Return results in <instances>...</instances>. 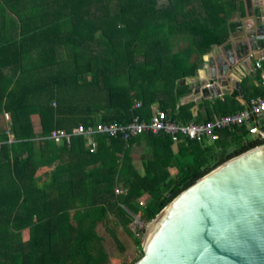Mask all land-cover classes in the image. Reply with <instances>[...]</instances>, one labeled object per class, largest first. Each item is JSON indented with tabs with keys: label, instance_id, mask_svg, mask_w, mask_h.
Wrapping results in <instances>:
<instances>
[{
	"label": "trees",
	"instance_id": "1",
	"mask_svg": "<svg viewBox=\"0 0 264 264\" xmlns=\"http://www.w3.org/2000/svg\"><path fill=\"white\" fill-rule=\"evenodd\" d=\"M242 10L240 0H0V264H108L100 226L125 251L113 218L142 250L135 216L150 222L200 178L264 144L245 126L176 148L164 133L97 135L94 153L82 136L49 139L80 125L148 123L157 101L171 121L216 118L181 104L191 94L181 81L227 42ZM227 105L201 107L220 109L217 117L247 107ZM142 140L140 172L132 146Z\"/></svg>",
	"mask_w": 264,
	"mask_h": 264
},
{
	"label": "water",
	"instance_id": "2",
	"mask_svg": "<svg viewBox=\"0 0 264 264\" xmlns=\"http://www.w3.org/2000/svg\"><path fill=\"white\" fill-rule=\"evenodd\" d=\"M219 47L213 45L206 61ZM243 51L247 65L264 58V21ZM233 63L229 58L212 65L209 88L225 81ZM236 87L242 91L240 82ZM190 88L187 101L197 98L203 83ZM145 229L143 256L135 264H264V144L200 178Z\"/></svg>",
	"mask_w": 264,
	"mask_h": 264
},
{
	"label": "crops",
	"instance_id": "3",
	"mask_svg": "<svg viewBox=\"0 0 264 264\" xmlns=\"http://www.w3.org/2000/svg\"><path fill=\"white\" fill-rule=\"evenodd\" d=\"M240 1L242 3L243 10L237 11L231 19V21L235 24V27L234 30L230 33L227 42L220 45L218 49L212 51L207 61L204 56V63L198 70V73L195 77L186 78L181 81V83L187 85L190 90V86L192 83L195 84L199 81L203 83V89L197 94V98L195 100L187 101L186 98L188 96L184 97L181 100V104L193 102L194 115H199L203 119H206L209 116L217 117L216 115L220 110L216 108L214 112L212 110L209 111L207 107H201V104L206 100L215 101L217 99H221L223 101H226V103L228 104L227 108L231 109L233 106L238 107L239 105L246 107L248 101L252 97V94H258V91H256V87L260 88L259 92H261L262 95L264 94V58L261 57L259 61H255L254 63L249 62V64L247 65L244 63L245 54L243 51V49L245 48V43L249 40V36L253 34L259 28V25L262 23V21H264V0ZM229 58H233L234 63L232 65V68L227 73L225 81L216 83V89L209 88V81L211 79L210 69L212 65L223 60H228ZM258 62H262V69H257L256 64ZM205 67H208L207 71L204 70ZM200 70L201 72L198 76ZM185 80H187V82H184ZM246 80H248L249 82L245 87L244 83ZM238 82H240L242 91L238 90L236 87V83ZM207 96L211 97L208 98ZM200 97L201 99L199 100ZM159 105L160 103L158 101L154 103V113L159 111L157 109ZM175 144L176 145L174 146V148L177 147V143ZM146 150L147 145L145 140L140 141V144L138 145L134 144L132 146V157L134 159L133 163L140 172L143 171L142 158L144 155H146ZM169 172L172 175H176L177 169L170 168Z\"/></svg>",
	"mask_w": 264,
	"mask_h": 264
},
{
	"label": "built area",
	"instance_id": "4",
	"mask_svg": "<svg viewBox=\"0 0 264 264\" xmlns=\"http://www.w3.org/2000/svg\"><path fill=\"white\" fill-rule=\"evenodd\" d=\"M257 69H262V62L256 64ZM141 103L137 104L140 107ZM264 94L252 98L247 107L234 114L216 117L206 122H190L188 124L178 123L169 120L166 112L157 111L153 114L150 122L140 121L137 117L133 122L121 124L118 122L98 123L96 126L86 127L80 125L67 130H53L49 139L57 143H71L72 139L82 136L87 141V146L91 153L97 149V135H104L109 138L122 137L127 142L146 133L151 134H168L174 143L183 140L202 141L207 140L212 143L219 139V131L237 126H245L253 137H263L260 135L264 132ZM264 140V139H263Z\"/></svg>",
	"mask_w": 264,
	"mask_h": 264
},
{
	"label": "rangeland",
	"instance_id": "5",
	"mask_svg": "<svg viewBox=\"0 0 264 264\" xmlns=\"http://www.w3.org/2000/svg\"><path fill=\"white\" fill-rule=\"evenodd\" d=\"M163 2L161 1V5ZM6 122L10 121V116L6 114ZM149 222L142 220L141 215L135 216L134 222L130 225L131 230L135 232L137 237L141 238L142 250L135 244L134 238L121 225H117L112 219L110 227L115 230L122 241L125 251H121L118 245L112 239L110 233L104 226L99 227V233L104 238V246L109 254L108 264H121L122 262H135L143 255V238L146 233V226Z\"/></svg>",
	"mask_w": 264,
	"mask_h": 264
}]
</instances>
